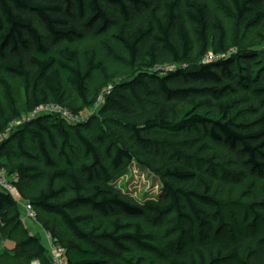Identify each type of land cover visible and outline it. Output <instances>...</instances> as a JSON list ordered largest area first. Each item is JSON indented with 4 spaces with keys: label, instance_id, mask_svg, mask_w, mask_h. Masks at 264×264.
I'll list each match as a JSON object with an SVG mask.
<instances>
[{
    "label": "trees",
    "instance_id": "trees-1",
    "mask_svg": "<svg viewBox=\"0 0 264 264\" xmlns=\"http://www.w3.org/2000/svg\"><path fill=\"white\" fill-rule=\"evenodd\" d=\"M207 1L219 5L246 32L264 22V0H183L182 4L179 0H0V73L23 79L28 93V102L18 106L11 86L0 79L4 100L0 102V134L25 113L46 105L60 106L64 89L75 94L81 112L98 105L102 92L91 94L90 73L78 69L75 51L56 52L62 44L113 32L112 39L124 51V59L118 60L136 71L129 81L110 84L111 92L104 95L99 114L108 126L100 127L90 139L75 132L85 163L77 166L79 153L70 147L67 131L58 158H51L42 141L44 134L50 135L43 125L46 117L26 123L17 137L11 135L0 144V158L15 140L23 157L36 160L38 157L25 153L22 143L26 133L40 140V158L52 172L49 192L29 203L60 221L66 240L55 233L54 225L50 228L44 223L43 228L63 249L66 264H136L126 257L129 247L163 256L143 224L170 214L175 215L179 237L165 264H248L226 241L225 210L212 196V184L202 180L196 170L157 165L152 171L162 179L161 192L156 200L143 204L123 199L113 186L135 157L141 156L135 147H141L148 157H159L164 149L154 146L152 138H176L191 132L200 135L197 140H207L230 153L251 176H264V52L228 56L224 24L214 17ZM209 53L216 61L204 64ZM221 55L228 58L221 60ZM245 58L261 68L250 71L242 63ZM176 65L180 67L170 70ZM109 83L106 80L107 86ZM240 92L255 100L248 101L250 108L240 107ZM194 98L211 100L216 117H209V112L200 114L195 108H180L177 113L171 109ZM107 140L112 153L105 150ZM182 145L184 149L195 147L193 140ZM36 171L19 166L18 177L27 179ZM56 181L62 186L54 190ZM191 185L192 189L183 188ZM67 193L71 198L59 202ZM81 207L90 209L104 229H87L84 224L91 217L80 216ZM255 208L262 212L264 205L251 207ZM18 210V201L0 189V241L13 244L12 252L0 256V262L51 264L40 238L21 228ZM254 212L257 217L259 211ZM253 236L254 257L259 261L264 257V226ZM203 247H219L220 255L207 262L199 251Z\"/></svg>",
    "mask_w": 264,
    "mask_h": 264
},
{
    "label": "rangeland",
    "instance_id": "rangeland-1",
    "mask_svg": "<svg viewBox=\"0 0 264 264\" xmlns=\"http://www.w3.org/2000/svg\"><path fill=\"white\" fill-rule=\"evenodd\" d=\"M179 2L182 4L183 0H179ZM206 5L214 17L221 20L224 24L229 46L228 56L235 54L246 55L251 51H256L257 53L264 52V22L260 27L246 32L235 18L229 16L215 2L207 1ZM112 35L113 32H110L109 35L98 39H87L71 45L62 44L56 49V52L69 49L77 53L78 69L82 74L90 73L88 87L91 94L95 90L104 92L111 86L110 84L116 85L121 81H129L136 75L135 70L118 60L124 59V51L112 39ZM228 56L221 55L218 57L222 60L225 57L228 58ZM205 58L203 59L204 64L211 63L212 59L217 57L209 53ZM242 63L248 65L250 71H258L261 68L259 63L246 58L242 59ZM163 66L165 67L166 65ZM179 67L176 65L170 68V70H175ZM182 67L185 68V66ZM162 70L159 71L161 72ZM0 79L5 80L11 86L13 97L18 106H23L28 102V93L23 79L13 80L3 76L1 73ZM106 80L110 81L108 86L105 84ZM237 97L241 108L248 107V101L251 104L255 101L252 96L242 92ZM3 101V93L0 88V102L3 104ZM100 106L97 105L85 112H81V103L75 94L69 89H64L59 110L55 113L39 116L46 117L43 125L49 130L50 135L44 134L42 141L52 159L56 160L58 158L65 138L64 132L67 131L70 147L75 148V151L79 153L77 166L86 162L83 148L78 143L75 132L79 131L84 138L90 139L92 135L101 129L100 127L108 126L107 120L103 119L99 114ZM171 107L175 113L180 108H195L196 112L200 114L209 112V117L212 118L217 115L215 104L206 98L190 99ZM32 111L28 114H23L20 119L14 121L15 125L11 127V133L5 140L14 134L17 137V133L22 129V126L27 125V122L24 123V121L32 114ZM92 117H96L97 120L92 121ZM58 128H60L59 132L56 130ZM199 136L191 132L184 133L182 136L176 138L158 136L152 138L154 146L164 149L163 155L155 158L151 154V157L146 156L141 147H135L136 152L142 154L141 156H136L131 166L117 178L113 184L115 190L123 199L135 204H143L150 200H156L161 192L162 179L152 171L157 165H178L185 166L189 170H196L202 180L208 184H212V196L221 203L225 210L226 220L228 221V228L224 234L226 241H228L231 247L236 249L242 259L248 264H264V257L259 261L255 259V244L253 243L254 231L264 226L262 221L257 220L259 218L258 215L264 219V210L261 212L258 208L251 209L255 205H264V176H251L230 153L221 147L211 144L207 140H197ZM185 140H193L195 147L193 149H184L182 144ZM39 142L40 140L33 134L26 133L22 143L25 153L38 157L36 160L23 157L15 144V140L11 142L0 158V170H5V184L13 187V193L17 196L18 211L22 218L21 228L27 227V233L40 237L49 257V246L45 242L46 235L49 233L43 228V224L48 223L50 228L54 225L56 229L55 233L62 235L64 240H66L68 236L60 221L54 217L41 214L36 208H33L35 220L32 221L25 218L23 210L25 203H29L41 193L47 194L49 192L48 180L52 172L44 165L40 158ZM107 148L108 152H113L110 140H107L105 150ZM105 150L103 151L106 152ZM152 159L154 160L152 161ZM141 163H147L151 168H145ZM19 166L36 168L37 171L30 172L27 179H20L18 177ZM8 172L11 173L9 174ZM61 186V181H56L54 190L59 189ZM193 187L194 185L183 188L192 189ZM70 198L71 194L67 193L58 200L62 203ZM254 210L259 211L257 217ZM79 215L91 217V221H85L84 225H86L87 229H104L105 226L101 225V222L94 218L93 213L87 207H81ZM143 225L145 233L153 235L156 239V247L163 256L144 253L137 248L129 247V252L126 255L127 259L132 260L136 264L138 260H141L142 264H165L166 257L170 256L173 245L179 237L175 215L170 214L160 221L144 223ZM12 248V243L0 241V256L11 253ZM219 250V247H203L199 251L207 262H211L220 255ZM181 256L183 257L184 255ZM1 262L4 264L3 260ZM12 264H20V261H12Z\"/></svg>",
    "mask_w": 264,
    "mask_h": 264
},
{
    "label": "built area",
    "instance_id": "built-area-1",
    "mask_svg": "<svg viewBox=\"0 0 264 264\" xmlns=\"http://www.w3.org/2000/svg\"><path fill=\"white\" fill-rule=\"evenodd\" d=\"M111 90H112V86H109L106 89V91L102 92L101 96L98 99V103H97L98 105H100L103 102L104 95H108L111 92ZM58 110H59V106H55V105H46L41 108H37L34 111H32V114L27 118V120L24 121V123L26 122L29 123L33 121L34 119H37L41 115L48 114V113H55ZM72 118L74 119V117ZM13 125H15L14 121L0 134V143L3 142V140H5L9 136V134L11 133V127ZM0 189L10 194L17 200V196H15L13 193V190H14L13 187L5 184L4 169L0 170ZM23 210H24L25 218L31 219L32 221L35 220L34 210L30 203H25ZM47 244L49 246L48 254H49L51 264H66L63 249L59 245L55 244L50 234L46 235V245ZM33 264H38V262H34Z\"/></svg>",
    "mask_w": 264,
    "mask_h": 264
},
{
    "label": "crops",
    "instance_id": "crops-1",
    "mask_svg": "<svg viewBox=\"0 0 264 264\" xmlns=\"http://www.w3.org/2000/svg\"><path fill=\"white\" fill-rule=\"evenodd\" d=\"M27 228V227H26ZM39 232L41 233V234H43L42 232H41V230H39ZM30 235H32V236H36V235H34V234H30ZM38 237V236H37ZM38 238H40V237H38ZM41 240V239H40ZM45 242H46V240H45ZM41 243L43 244V241H41ZM44 245V244H43Z\"/></svg>",
    "mask_w": 264,
    "mask_h": 264
}]
</instances>
